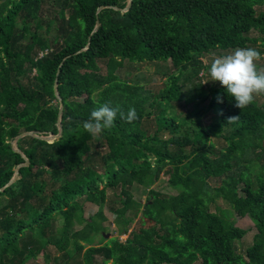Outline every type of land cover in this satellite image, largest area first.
<instances>
[{"label":"trees","instance_id":"16d2710c","mask_svg":"<svg viewBox=\"0 0 264 264\" xmlns=\"http://www.w3.org/2000/svg\"><path fill=\"white\" fill-rule=\"evenodd\" d=\"M49 1L0 0V264H264V99L239 109L201 76L214 50L264 54V0H133L126 12L130 0H53L55 18L43 14ZM126 61L130 72L145 62L174 70L158 85L124 79ZM56 82L61 138L25 137L17 152L22 133L59 134ZM104 103L137 119L117 114L111 129L86 131ZM162 174L177 194L154 188ZM110 194L120 207L108 240ZM219 200L255 222L245 255L236 244L249 231ZM84 202L100 210L86 219Z\"/></svg>","mask_w":264,"mask_h":264},{"label":"rangeland","instance_id":"374dc122","mask_svg":"<svg viewBox=\"0 0 264 264\" xmlns=\"http://www.w3.org/2000/svg\"><path fill=\"white\" fill-rule=\"evenodd\" d=\"M58 7H59L58 4H54L53 0H50L49 3L46 5V8L44 9L43 14H47V15H49L50 18H53L54 13L56 12V9ZM256 35H257V32H253V36H256ZM259 43H260V41L258 40L257 44H259ZM233 50H228V51L214 50V51L205 55L204 61L207 65L210 66L212 59H214L216 56L228 54V53L232 52ZM128 64H129V62L126 61L125 66L122 67V69H120L117 72V74L119 76H122L124 79H130V78L135 79L138 76L143 81L144 80H148V81L151 80L152 83H155L157 85L162 84V82H164L166 80L167 75L174 70V67H173L171 62H161V63H157V64L152 63V62H145V63L138 64V69H136V70L132 69V71L130 72ZM100 65L102 68V72L106 73L105 62H101ZM257 65H258V67L264 68V54H261V59L259 61H257ZM208 73H209V70L201 73V76H203L202 82L204 84H206V87H209L211 85H220L219 81L210 80L211 77ZM206 80H208V81L205 82ZM255 99H258L259 101H263L264 94L257 95L255 97ZM211 115L212 114L205 117V122L210 123L212 121ZM217 141L219 142L218 147H220V148L222 145L226 144V141L224 139H217ZM168 178L169 177L167 175L162 174L159 181L157 182V184L155 185L154 188H156L158 191L163 192L164 194L175 195V194H177V192L174 189L170 188V186L168 185V183H167ZM220 184H221L220 179H212L210 181V185L212 187L211 193H214V191H213L214 188L218 187ZM132 193H133L135 199L137 201H140L142 204H145L148 201V193L144 188H142L138 185H135L133 187ZM110 198L112 199V194H110ZM219 204L222 205L223 208L228 211V213L231 215V219L237 223V226L249 231V234L247 235V237L243 241L236 244L237 252L245 255L247 253L248 248L254 244L255 235L258 232L257 227L255 226V222L252 220V218L250 216H246L243 218L239 217L238 215L235 216V214L232 210V207L228 203H226L224 200H219ZM113 206H114V209H117L120 207L119 205L114 204V199H112V202H108V204H106L104 209H103V212L108 219L104 223V226L106 227V230H107V232H105V234H107V236H109L108 240L118 237V230H117V227L115 225V214L113 213V210L111 209ZM84 210H85V213H84L85 218L89 219L90 216L97 213L100 210V208H98L97 206L90 204L88 202H84ZM212 210L215 211L216 209L212 206ZM136 223H137V221L135 220V222L133 223V225L130 229V232L134 229V227L136 226ZM127 237H128V235H122L120 237V239L122 241H125L127 239ZM99 241H100V238L98 237L97 242H99ZM52 249L53 248H50V251H52L53 255L58 256V253ZM97 261H98V263H101L100 262L101 258H97ZM35 264H44L43 257L41 256ZM196 264H200V262H198Z\"/></svg>","mask_w":264,"mask_h":264},{"label":"clouds","instance_id":"9594fccd","mask_svg":"<svg viewBox=\"0 0 264 264\" xmlns=\"http://www.w3.org/2000/svg\"><path fill=\"white\" fill-rule=\"evenodd\" d=\"M260 59L261 52L251 47H238L228 54L216 56L209 66L210 80L219 81L227 94L234 98L235 107L246 108L257 95L264 94V68L257 65ZM117 114L129 123L137 119L135 108L130 107L125 113L119 105L111 107L109 103H104L91 111L83 128L92 134H99L115 126ZM238 118L229 117L228 122H235Z\"/></svg>","mask_w":264,"mask_h":264},{"label":"water","instance_id":"95a60500","mask_svg":"<svg viewBox=\"0 0 264 264\" xmlns=\"http://www.w3.org/2000/svg\"><path fill=\"white\" fill-rule=\"evenodd\" d=\"M132 5H133V0H130V1H129V5H128L125 9H122V11H123V12H126L127 10H129V9L132 7ZM103 8H104V6H101V7L99 8V10H101V9H103ZM99 25H100V22L98 21V22H97L96 29L99 27ZM96 29H95V30H96ZM57 88H58V84H57V82H56V84H55V91H56V95H57V97H58V99H59V101H60V103H61L60 112H59V120H58L59 134H58V135H52V134H50V135H48V136H41V135H38L36 132H25V133H22V134H20V135L16 138V140H15V142H14V147H16V151H17V152L20 153V150H18V141H19L20 139L25 138V137H29V136H31V137H34V138H37V139H40V140H44V141L49 142V143H53L54 141H56V140H58L59 138H61V136H62V132H63L61 121H62V114H63V107H64V106H63V104H62V99H61V97H60V95H59V93H58V91H57ZM24 157H25V156H24ZM28 164H29V162H28V160L26 159V164H24V165H20L19 168L22 167V166L28 165ZM19 168L16 170V173H15L13 179L10 181V183H9L6 187H9L10 185H12L13 183H15V182L18 180V178H19ZM106 239H109V236L106 235Z\"/></svg>","mask_w":264,"mask_h":264}]
</instances>
